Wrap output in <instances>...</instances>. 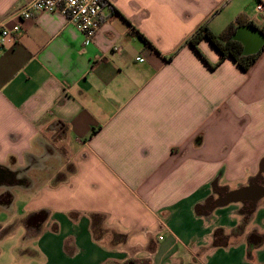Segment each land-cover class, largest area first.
<instances>
[{
	"label": "crops",
	"instance_id": "crops-1",
	"mask_svg": "<svg viewBox=\"0 0 264 264\" xmlns=\"http://www.w3.org/2000/svg\"><path fill=\"white\" fill-rule=\"evenodd\" d=\"M106 1L86 45L41 12L0 52V264H264V40L246 70L187 41L264 32L257 0Z\"/></svg>",
	"mask_w": 264,
	"mask_h": 264
},
{
	"label": "built area",
	"instance_id": "built-area-1",
	"mask_svg": "<svg viewBox=\"0 0 264 264\" xmlns=\"http://www.w3.org/2000/svg\"><path fill=\"white\" fill-rule=\"evenodd\" d=\"M106 0H29L17 12L18 21L11 26L0 28V52L5 49L8 40L15 39L21 32V22L33 17L36 13H58L65 16L83 36V44L91 42L101 24V11ZM256 10L264 16V0H257ZM113 50L121 51L120 46ZM138 61L143 57L138 56Z\"/></svg>",
	"mask_w": 264,
	"mask_h": 264
},
{
	"label": "trees",
	"instance_id": "trees-1",
	"mask_svg": "<svg viewBox=\"0 0 264 264\" xmlns=\"http://www.w3.org/2000/svg\"><path fill=\"white\" fill-rule=\"evenodd\" d=\"M244 24L255 26L253 22L245 21L241 16H238L234 22L228 24L219 33L213 32L206 24H203L188 38L187 41L194 48H196V50H198V41H200L202 38H207L222 57H232L242 69L246 70L254 61L256 53L244 54L242 52L241 44L233 39V35L237 29V26ZM144 40L147 41L145 38ZM103 218L104 216L100 214H93L91 216L92 231L96 237H99V233H101V223L103 221Z\"/></svg>",
	"mask_w": 264,
	"mask_h": 264
},
{
	"label": "water",
	"instance_id": "water-1",
	"mask_svg": "<svg viewBox=\"0 0 264 264\" xmlns=\"http://www.w3.org/2000/svg\"><path fill=\"white\" fill-rule=\"evenodd\" d=\"M233 39L244 42L243 53L247 54L250 51L257 49L264 40V32L255 26H246L245 28L237 29L233 35Z\"/></svg>",
	"mask_w": 264,
	"mask_h": 264
},
{
	"label": "rangeland",
	"instance_id": "rangeland-1",
	"mask_svg": "<svg viewBox=\"0 0 264 264\" xmlns=\"http://www.w3.org/2000/svg\"><path fill=\"white\" fill-rule=\"evenodd\" d=\"M56 140V139H55ZM56 143V142H55ZM56 148L58 147V145H55ZM58 150H61L60 147L57 148ZM24 154V153H23ZM25 169H23V167L21 168V175L22 178H24V181H22V185L27 186L29 183V178L26 176V174L24 173ZM6 205V204H5ZM20 232H16L14 234H10L7 239L6 242L3 245H0V256H4V254L7 256V258H5L4 262L10 261L12 259V247L19 246L20 244V238H19ZM17 254L20 253H24V248H16ZM35 264V263H32Z\"/></svg>",
	"mask_w": 264,
	"mask_h": 264
},
{
	"label": "flooded vegetation",
	"instance_id": "flooded-vegetation-1",
	"mask_svg": "<svg viewBox=\"0 0 264 264\" xmlns=\"http://www.w3.org/2000/svg\"><path fill=\"white\" fill-rule=\"evenodd\" d=\"M255 189H257V187H256L255 184H254L253 186H250V187L244 188V189L240 190L239 192H236L235 194H229V195L234 196V195H237V194H240V193L252 192V191H254ZM227 197H229V196H227ZM227 197H226V198H227ZM222 198L224 199V197H222ZM222 198H221V199H222ZM226 198H225V199H226Z\"/></svg>",
	"mask_w": 264,
	"mask_h": 264
}]
</instances>
